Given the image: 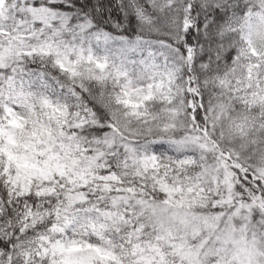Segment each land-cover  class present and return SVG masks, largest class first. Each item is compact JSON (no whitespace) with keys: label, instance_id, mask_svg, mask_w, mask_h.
Instances as JSON below:
<instances>
[{"label":"snow or ice","instance_id":"obj_1","mask_svg":"<svg viewBox=\"0 0 264 264\" xmlns=\"http://www.w3.org/2000/svg\"><path fill=\"white\" fill-rule=\"evenodd\" d=\"M0 264H264V0H0Z\"/></svg>","mask_w":264,"mask_h":264}]
</instances>
